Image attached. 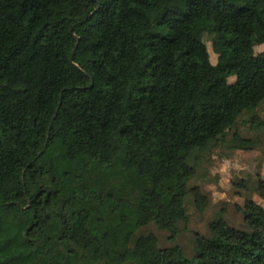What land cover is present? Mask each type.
Instances as JSON below:
<instances>
[{
    "label": "trees",
    "instance_id": "obj_1",
    "mask_svg": "<svg viewBox=\"0 0 264 264\" xmlns=\"http://www.w3.org/2000/svg\"><path fill=\"white\" fill-rule=\"evenodd\" d=\"M263 43L264 0H0V264H264L261 176L245 228L177 240L194 154L247 112L264 143Z\"/></svg>",
    "mask_w": 264,
    "mask_h": 264
},
{
    "label": "rangeland",
    "instance_id": "obj_2",
    "mask_svg": "<svg viewBox=\"0 0 264 264\" xmlns=\"http://www.w3.org/2000/svg\"><path fill=\"white\" fill-rule=\"evenodd\" d=\"M208 49L213 62H216L217 55L213 52L211 41L208 42ZM263 50L264 43L256 47L257 53ZM234 80V77L229 79L230 82ZM257 113L264 118V103L255 111V114ZM252 116L253 112L243 114L224 141L194 154L196 175L190 184L199 186L205 192L209 206L200 212L192 201L188 204L190 219L182 226L183 231L177 238L188 252H191V241L195 233L197 231L207 233L209 222L220 212L224 213V218L229 223L245 228V220L239 207L250 198L263 202L257 189L258 177L264 179L263 134L260 127L251 122ZM237 131L244 137L255 139V148L250 150L234 148L232 135ZM196 156L199 157L195 159ZM149 231L159 235L161 245L173 244L168 233L159 230L154 224L144 229V232Z\"/></svg>",
    "mask_w": 264,
    "mask_h": 264
}]
</instances>
